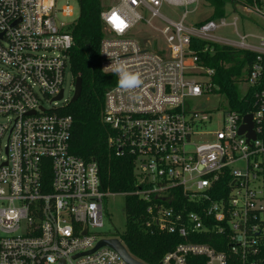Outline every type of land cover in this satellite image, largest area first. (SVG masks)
<instances>
[{"label": "built area", "instance_id": "2783aa9c", "mask_svg": "<svg viewBox=\"0 0 264 264\" xmlns=\"http://www.w3.org/2000/svg\"><path fill=\"white\" fill-rule=\"evenodd\" d=\"M57 1L0 0V264H130L113 247L97 246L111 238L148 264L121 238L97 235L104 200L114 193L103 187L94 158L70 150L73 118L65 110L75 89L73 38L71 24L57 14L71 16L73 6L57 8ZM198 2L117 0L102 8L99 67L115 83L104 93L101 122L115 155L132 159L136 182L129 194L147 205L144 229L183 239L157 264H188L190 256L203 257L204 264H264V36L247 42L252 36L238 31V15L232 23L223 15L188 24ZM178 7L184 10L172 16L161 12ZM113 13L127 24L122 32ZM228 25L238 40L213 35ZM193 38L258 53L242 92L252 88L251 98L241 109L227 105L215 130L208 129V110L188 105L218 93L212 91L215 71L200 63ZM107 53L141 73L142 86L120 89L106 68L112 63ZM247 114L253 137L241 130ZM206 233L227 249L189 239Z\"/></svg>", "mask_w": 264, "mask_h": 264}, {"label": "trees", "instance_id": "16d2710c", "mask_svg": "<svg viewBox=\"0 0 264 264\" xmlns=\"http://www.w3.org/2000/svg\"><path fill=\"white\" fill-rule=\"evenodd\" d=\"M202 1L212 7L210 17L206 19L223 16L225 4L235 2ZM78 4L79 14L70 28L73 45L69 50V62L73 75L81 77L82 90L78 99L70 103L65 110L73 118L70 150L84 160L94 158L97 161L104 188L113 193H126V226L120 237L133 256L148 264H157L166 252L183 239L168 232H147L143 227L147 205L137 196L129 194L135 189L136 182L132 159L115 155L108 143V129L101 122L104 93L115 83L113 75L103 73L99 67V46L103 36L101 0H78ZM205 47L208 49L202 51ZM191 48L200 49V63L215 71L212 82L216 88L212 91L224 95L230 108L241 109L245 101L251 98L253 89L249 88L245 95H242L237 81L245 80V75L256 62L258 53L197 38L192 39ZM189 239L208 243L218 250H226L228 247L227 244L219 243L217 235L207 234ZM203 262L201 256L188 258V264H204Z\"/></svg>", "mask_w": 264, "mask_h": 264}, {"label": "rangeland", "instance_id": "374dc122", "mask_svg": "<svg viewBox=\"0 0 264 264\" xmlns=\"http://www.w3.org/2000/svg\"><path fill=\"white\" fill-rule=\"evenodd\" d=\"M117 0H101V6L107 8L109 5L115 3ZM70 4L73 6V14L71 16H63L58 12V18L65 24H72L79 14V4L77 0H58L56 5L60 8L63 4ZM258 6L261 10L260 12L254 13L246 10V7ZM194 4L189 5L188 9L194 8ZM184 8H162L161 12L164 15L172 16L175 12L180 13ZM225 13L228 21L233 22L235 17L238 15L239 21H237V29L242 34H249L252 37L248 38L246 41L257 44L256 36H264V0H235L234 3L229 2L225 4ZM212 12V7L208 4L199 0L196 8L187 15L186 22L188 24L195 25L197 22L202 21L208 17ZM144 17H150L149 12L144 13ZM151 21L156 23L159 21L158 18H152ZM213 35L224 37L227 39L238 40L234 32V27L228 25L221 29L216 30ZM241 92L245 90L246 82L244 80L237 82ZM65 98L72 96V75L69 69L65 70V81L63 83ZM188 105L193 109H204L208 110L212 116V121L208 124V129L215 130L221 125V119L223 118V111L227 107V101L224 95L217 94H207L201 97H194L188 101ZM195 142H201L207 140V137L199 139L195 137L193 139ZM105 211L103 214V225L97 229V235L100 237H118L125 230L126 226V216L124 211L125 195L123 193H114L109 195L104 200Z\"/></svg>", "mask_w": 264, "mask_h": 264}, {"label": "clouds", "instance_id": "9594fccd", "mask_svg": "<svg viewBox=\"0 0 264 264\" xmlns=\"http://www.w3.org/2000/svg\"><path fill=\"white\" fill-rule=\"evenodd\" d=\"M112 15L118 17L116 13ZM120 21H122L123 26L122 28L116 27V30L122 32L127 27V24L123 19H120ZM107 55L112 59V63L106 68L118 77L117 84L120 89L132 91L142 86L143 80L141 73L130 70L125 61L114 60L108 53Z\"/></svg>", "mask_w": 264, "mask_h": 264}, {"label": "water", "instance_id": "95a60500", "mask_svg": "<svg viewBox=\"0 0 264 264\" xmlns=\"http://www.w3.org/2000/svg\"><path fill=\"white\" fill-rule=\"evenodd\" d=\"M81 90H82V80L81 77L76 76L75 78V89H74V93L71 99V102H75L78 97L81 94ZM62 96V91L59 93V95L57 96V98H60ZM245 119L247 120L248 124H245V126L242 127L241 130L243 129H247L248 130V136L249 137H253L254 134L251 130V123L249 121L250 119V115L247 114L245 116ZM109 245L111 247H113L117 252H119L121 254V256L130 264H143L142 262L136 260L135 258H133L128 252L127 250L124 248V246L121 244V242L117 239V238H111V239H104V240H100L97 244V246L100 245Z\"/></svg>", "mask_w": 264, "mask_h": 264}, {"label": "snow or ice", "instance_id": "6c2138e0", "mask_svg": "<svg viewBox=\"0 0 264 264\" xmlns=\"http://www.w3.org/2000/svg\"><path fill=\"white\" fill-rule=\"evenodd\" d=\"M111 19H112L113 21H118V22L116 23V27H117V28H122L123 23H122V21H119V18H118V17L113 16V17H111Z\"/></svg>", "mask_w": 264, "mask_h": 264}]
</instances>
